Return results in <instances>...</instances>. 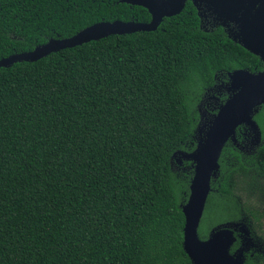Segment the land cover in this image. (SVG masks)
Returning a JSON list of instances; mask_svg holds the SVG:
<instances>
[{
    "label": "trees",
    "instance_id": "1",
    "mask_svg": "<svg viewBox=\"0 0 264 264\" xmlns=\"http://www.w3.org/2000/svg\"><path fill=\"white\" fill-rule=\"evenodd\" d=\"M149 20L119 0H0V60L96 23ZM238 69L263 64L205 34L190 3L153 32L0 68V264H191L182 206L194 169L173 155L194 151L197 104ZM254 120L264 136V106ZM218 164L199 238L247 215L264 243V212L237 194L250 173L264 177V143L244 154L228 142Z\"/></svg>",
    "mask_w": 264,
    "mask_h": 264
},
{
    "label": "water",
    "instance_id": "2",
    "mask_svg": "<svg viewBox=\"0 0 264 264\" xmlns=\"http://www.w3.org/2000/svg\"><path fill=\"white\" fill-rule=\"evenodd\" d=\"M186 0H120V3L139 6L151 16L149 23L100 22L91 25L74 36L65 39H50L32 51L14 54L0 60V68L15 63L35 62L60 50L98 41L108 36L130 35L138 32L155 31L164 17L181 13ZM195 6L204 5L207 10L223 20L238 21L240 39L238 44L264 63V0H252L240 14L237 0H190ZM257 5V7H255ZM226 87L229 93L226 101L219 107L212 120L205 125L198 124L196 147L191 153L177 152L184 160L192 163L194 174L189 185L187 202L182 206L184 215L182 247L191 264H244V253L256 247L249 228L242 221L227 222L213 227L205 240L199 238L198 229L204 213L206 201L211 191L210 183L217 178L218 160L224 146L236 144V130L244 126L253 134L255 143L261 131L254 120L255 114L264 106V69L253 73L245 69L234 70L228 75ZM254 147V146H253ZM252 147V148H253ZM178 163V162H177ZM179 164V163H178ZM244 236V243L234 252L231 248L236 242L235 233ZM244 245L247 248H244Z\"/></svg>",
    "mask_w": 264,
    "mask_h": 264
},
{
    "label": "flooded vegetation",
    "instance_id": "3",
    "mask_svg": "<svg viewBox=\"0 0 264 264\" xmlns=\"http://www.w3.org/2000/svg\"><path fill=\"white\" fill-rule=\"evenodd\" d=\"M237 1L239 2L240 8H241L240 14L239 16H237V19H238L241 17L243 13L246 12L245 7L247 6V3L252 0H237ZM119 3H120V0H119ZM188 3H190L191 7L195 10V14L198 18L199 28L202 29L205 34H214L216 31L219 30L221 36L225 37L227 40L235 44H238V40L240 39V27H239V23L237 20L230 21V20H223L222 18H218L216 15L212 14V12L208 11L207 7H205L204 5L195 6L190 0L185 1V6L183 10L187 7ZM122 4H125V3H122ZM255 7H257V5ZM183 10L181 12H183ZM172 17H164L161 23L159 24V26L163 23L165 19L172 18ZM150 20H151V16H150ZM150 20L148 22H142V23H149ZM262 64H263V69H264V63ZM231 72L232 71L226 73V77H224L225 78L224 81L223 80L221 81L220 79L215 78V84L211 88L206 89L199 103L197 104V111H198V117H199L197 123L200 125H205L203 127V132L206 129L208 122L212 120L213 116L217 113L219 107L226 101L229 95V93L226 90V87L229 81L228 75ZM254 73H258V72H254ZM215 91L219 92L218 97H211V98L207 97L209 93L215 92ZM209 104H211L212 106L214 105L215 106L209 107L210 106ZM240 129H243L242 126L239 127L237 130H240ZM243 131L244 132L241 133L242 134L241 136H236V140H237L236 144L232 143V145L235 146L240 152L244 154H250L251 153L250 151H252L256 146H259L260 144L264 143V136H262V134H261L259 142L255 143L253 134L247 133V131L244 129ZM175 157L176 156H174V158ZM176 161L179 164H181V159L176 158ZM235 237H236V242L234 243V245L237 244V246L231 252H234L235 250H237L244 243L245 238L244 236L240 234V232H236ZM244 248H247V247L244 245ZM248 249L250 250L244 253L245 261H246V257L256 258L257 254H263V252L259 250L257 245L253 249L249 247ZM245 261H244V264H245Z\"/></svg>",
    "mask_w": 264,
    "mask_h": 264
},
{
    "label": "rangeland",
    "instance_id": "4",
    "mask_svg": "<svg viewBox=\"0 0 264 264\" xmlns=\"http://www.w3.org/2000/svg\"><path fill=\"white\" fill-rule=\"evenodd\" d=\"M219 92H211L207 95V97H218ZM210 103V102H209ZM209 107H214L211 104H209ZM244 130L249 133V131L242 126ZM251 152V151H250ZM238 201L241 204H248L252 207L254 210H258L260 212H264V177L260 176L254 172L250 173L248 177L242 181L238 188ZM246 217L243 218V222L246 224L247 228L251 227V219L245 215ZM242 221V220H241ZM262 230L260 233L264 235V221L262 225ZM251 232V231H250ZM254 238V241H256L257 247L260 251L264 252V243L256 238L255 236H252Z\"/></svg>",
    "mask_w": 264,
    "mask_h": 264
}]
</instances>
